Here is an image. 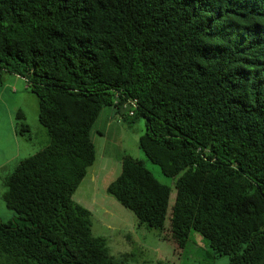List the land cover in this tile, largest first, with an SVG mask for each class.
Listing matches in <instances>:
<instances>
[{
  "label": "trees",
  "instance_id": "1",
  "mask_svg": "<svg viewBox=\"0 0 264 264\" xmlns=\"http://www.w3.org/2000/svg\"><path fill=\"white\" fill-rule=\"evenodd\" d=\"M1 71L31 83L49 140L7 178L0 264H125L73 198L108 107L146 118L140 147L177 178L172 239L264 264V0H0ZM107 191L163 229L171 188L143 160L123 156Z\"/></svg>",
  "mask_w": 264,
  "mask_h": 264
},
{
  "label": "rangeland",
  "instance_id": "2",
  "mask_svg": "<svg viewBox=\"0 0 264 264\" xmlns=\"http://www.w3.org/2000/svg\"><path fill=\"white\" fill-rule=\"evenodd\" d=\"M111 110V107L104 111ZM22 112L24 118H18ZM105 112L93 128L97 157L77 188L73 198L92 212L93 232L107 240L111 255L125 257V264H229V255H218L207 238L192 229L182 247L170 236V213L176 199L177 178L165 175L140 147L139 139L147 124L144 116L130 123L117 112L104 122ZM26 122L30 130L17 133V122ZM110 132V135L107 132ZM16 132V133H15ZM107 135V138L105 137ZM49 135L39 120V99L24 77L0 72V219L7 222L16 213L6 205L7 178L21 159L47 145ZM130 154L144 161L162 183L171 188L168 215L163 229L140 225L132 210L108 193V185L121 173L122 157ZM95 171L96 178L92 172ZM165 234H168L167 236ZM5 259L0 257V263ZM7 264V263H6Z\"/></svg>",
  "mask_w": 264,
  "mask_h": 264
},
{
  "label": "crops",
  "instance_id": "3",
  "mask_svg": "<svg viewBox=\"0 0 264 264\" xmlns=\"http://www.w3.org/2000/svg\"><path fill=\"white\" fill-rule=\"evenodd\" d=\"M105 112V116H104V122H106V121H109V120H112V119H114V117H113V115H114V113L115 112H117L116 111V109L114 108V107H111V110H110V112L107 110V111H104ZM103 112V113H104ZM107 132V134L108 135H110V132H108V131H106ZM16 133V132H15ZM106 138H107V140H108V137H107V135L105 136ZM123 158V157H122ZM121 162H122V160H121ZM96 173H95V171H93L92 172V176H93V178H96V175H95Z\"/></svg>",
  "mask_w": 264,
  "mask_h": 264
},
{
  "label": "built area",
  "instance_id": "4",
  "mask_svg": "<svg viewBox=\"0 0 264 264\" xmlns=\"http://www.w3.org/2000/svg\"><path fill=\"white\" fill-rule=\"evenodd\" d=\"M129 102H132V105H133V106H136V102H135V101H131V100H130ZM127 108H128V107H127ZM127 108H126L125 110H127ZM130 113L132 114V113H133V110H131Z\"/></svg>",
  "mask_w": 264,
  "mask_h": 264
}]
</instances>
